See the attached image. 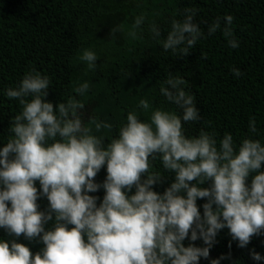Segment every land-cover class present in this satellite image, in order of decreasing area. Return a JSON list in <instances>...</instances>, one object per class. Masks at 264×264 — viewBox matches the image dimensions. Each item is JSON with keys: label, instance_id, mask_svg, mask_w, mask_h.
<instances>
[{"label": "clouds", "instance_id": "obj_1", "mask_svg": "<svg viewBox=\"0 0 264 264\" xmlns=\"http://www.w3.org/2000/svg\"><path fill=\"white\" fill-rule=\"evenodd\" d=\"M197 14L195 7L177 10L181 19H170L163 38L160 25L147 20L144 11L130 24L113 27L111 34L121 32L129 40H139L147 21L162 54L183 58L205 38ZM233 20L231 14L216 17L206 34L221 30L227 45L238 48ZM98 58L92 46L77 55L86 72L97 68ZM230 71L236 78L243 76L238 67ZM51 85L48 75L32 69L3 91L18 101L21 110L12 118V135L0 147V228L16 237L21 233L29 240L38 237L44 247L31 253L21 243L0 239V264H199L200 258L209 257L222 229H228L240 248L253 235L264 233V141L253 138L259 135L255 116L248 120L249 135L239 143L227 132L219 140L215 132L203 129L186 135L182 121L202 117L194 95L186 90L188 81L168 73L159 94L179 112L153 108L141 97L118 134L104 145L103 134L95 133L113 125L92 115L83 119L85 102L79 97L89 92L90 81L76 82L75 95L57 102L55 109L45 99ZM150 108L151 115L140 119L137 109ZM157 161L159 167L154 166ZM102 166L107 174L97 183L93 178ZM161 168L173 172L174 180L158 193L152 186L160 183ZM205 182L207 187H202ZM133 187L134 194L129 195ZM101 188L104 195L97 205L99 198L89 193ZM41 196L48 201L44 211L38 210ZM198 198L206 199L200 205L202 214ZM49 221L53 223L46 230ZM185 238L199 239L203 246H184ZM249 255L264 261L254 249ZM230 258V253L222 254L209 264Z\"/></svg>", "mask_w": 264, "mask_h": 264}, {"label": "trees", "instance_id": "obj_2", "mask_svg": "<svg viewBox=\"0 0 264 264\" xmlns=\"http://www.w3.org/2000/svg\"><path fill=\"white\" fill-rule=\"evenodd\" d=\"M185 7L198 9L195 20L205 31V38L198 40L183 58L162 54L161 46L151 39L147 21L139 40H129L121 32L111 34L113 27L130 24L135 15L144 11L147 20L155 19L160 25L163 38L170 19H181L177 10ZM226 14L234 17L232 27L240 42L236 49L227 45L221 30L211 36L206 34L207 25ZM89 46L95 48L99 58L97 68L86 72L77 55ZM205 53L207 57L202 58ZM232 67H238L243 76L234 77ZM32 69L51 79L45 99L53 103L54 109L57 102L75 95L72 90L76 82L90 81L89 92L79 97L85 102L83 119L86 122L92 115L113 125L111 130L102 128L95 133L103 134L104 145L118 134L128 111L136 108L141 97L149 99L153 108L164 106L179 112L159 94L168 73L188 81L190 88L186 90L194 95L202 117L197 122L182 121L186 135H198L203 129L215 132L219 140L227 132L239 143L249 135L248 120L255 116L259 135L253 138L264 141V0H0V147L12 135V118L21 110L18 101L7 98L3 91L18 84ZM137 111L140 119L151 115V108ZM154 166L159 167V162ZM106 174L102 166L93 179L102 183ZM173 180L174 173L161 168L160 183L153 185V190L162 193ZM35 186L39 192V181ZM134 191L133 187L128 194ZM89 195L99 198L98 205L104 190ZM204 202L205 198L196 201L201 214ZM37 204L38 210H46L47 198L39 197ZM52 223L45 224V229ZM0 239L21 243L31 253L44 247L38 237L29 240L23 233L16 237L3 228ZM182 243L203 246L199 239L185 238ZM249 249L264 255V233L253 235L249 244L240 248L225 228L218 232L209 257L200 258L199 264H209L211 259L229 253L231 258L221 264H264L252 260Z\"/></svg>", "mask_w": 264, "mask_h": 264}]
</instances>
